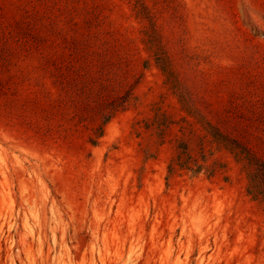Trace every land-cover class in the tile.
Wrapping results in <instances>:
<instances>
[{
	"label": "rangeland",
	"instance_id": "374dc122",
	"mask_svg": "<svg viewBox=\"0 0 264 264\" xmlns=\"http://www.w3.org/2000/svg\"><path fill=\"white\" fill-rule=\"evenodd\" d=\"M258 168L264 0H0V264H264Z\"/></svg>",
	"mask_w": 264,
	"mask_h": 264
},
{
	"label": "trees",
	"instance_id": "16d2710c",
	"mask_svg": "<svg viewBox=\"0 0 264 264\" xmlns=\"http://www.w3.org/2000/svg\"><path fill=\"white\" fill-rule=\"evenodd\" d=\"M233 151L235 152V154L241 158V159H245L246 157L244 155H242V153L238 152V151H235V149H233ZM186 154V151H183L180 155V161H179V164L180 165H186L188 164V162H186V160L184 159V156ZM260 177H263L264 178V170L261 169V168H258L257 171H255L254 173H252V176H251V183H250V186H249V192L251 194H254L255 196L262 193L261 189L259 188L258 185H256L257 181H258V178Z\"/></svg>",
	"mask_w": 264,
	"mask_h": 264
}]
</instances>
